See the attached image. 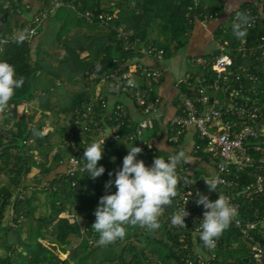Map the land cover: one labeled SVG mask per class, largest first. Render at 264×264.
<instances>
[{
  "label": "trees",
  "instance_id": "obj_1",
  "mask_svg": "<svg viewBox=\"0 0 264 264\" xmlns=\"http://www.w3.org/2000/svg\"><path fill=\"white\" fill-rule=\"evenodd\" d=\"M78 1L76 10L70 4L59 7L64 9L65 14L57 18L59 8L56 9L47 22L38 28V35L30 42L23 40L17 43V39H12L0 52V61L13 65L16 77L24 78L23 86L15 90L7 109L0 113V249L5 251L4 255H0V264H62L64 261L84 264L88 257L97 254L100 249L98 264H185L183 255L187 250L180 246L188 242L189 238L181 239L180 236L193 234L183 228L172 227L169 217L176 207L182 186L178 177V194L171 205L163 208L158 217V229L126 226L123 239L106 246L96 243L99 236L91 227L95 221L94 210L99 198L106 192L105 182L114 180L115 171L122 167L123 158L115 161L113 156L120 153L126 144L138 146L136 139L113 142L106 147L107 153L102 154L97 164L98 167L102 165L105 172L98 178L93 179L87 172L78 171L70 176L65 173V166L74 153L71 142L75 140L80 144V138L82 141L86 138L75 126L80 104L91 99L97 103L107 96L103 86L102 89L96 86L99 78L93 79L89 73L103 76L120 68H133L135 59L143 57L136 51L141 47L163 49L164 59L173 56L188 42L194 15L201 20L206 10L224 11L225 2L200 0L199 5L190 11L187 6L192 0ZM238 1H241L242 7L250 4L248 0ZM84 10L95 13L108 11L112 19L108 25L102 24L97 18L89 22L78 15V11ZM49 20L52 21L50 24ZM80 20L85 23V27L79 23ZM118 27L126 32V39L118 35ZM0 28H3L2 25ZM43 29L45 33L41 35ZM241 30L246 32L243 37H238L233 25L224 32L222 29L215 32V40L224 45V53L234 58L236 68L245 62L234 51L236 45L242 39L252 42L264 33V29L259 27ZM128 41L136 42L134 50L123 48V42ZM40 45L44 46L41 56L37 53ZM49 48L54 51L50 52ZM219 53L220 49L217 48L201 56L205 60L203 65L191 64V67L196 68L188 70L184 78L177 80L178 90L192 95L198 87L207 85L214 71L212 58ZM259 73L264 79V72ZM137 81L142 85L144 96L149 99L155 97V84L151 85L149 92L144 79ZM244 82L251 85V81L245 77ZM240 86L247 87L244 83ZM251 97L259 99L260 106L264 108V91L258 89L257 94L252 93ZM94 110H99L96 105ZM101 115L98 116L100 122ZM134 125L131 121L126 122L120 130L125 135L134 131ZM198 141V153L203 154L202 142ZM254 155L257 157V153ZM157 156L165 158L159 152H142L137 159L150 166ZM258 166L247 167L239 174L236 179L238 192L253 180L255 171L264 172V163ZM34 169L37 172L29 175ZM110 171L112 177L108 175ZM44 179L48 186H42ZM194 180L192 201L198 210L204 208L195 202L197 193L214 200L225 192L221 186H217L216 193L210 192L204 182ZM38 191L49 192L48 211L47 214L34 216L30 204L36 202ZM107 191L115 192V185ZM233 199L238 201L239 214L244 219H256L264 213V192L252 199L235 192ZM5 215H8V220L2 225ZM12 235H16L14 238L18 242L14 243ZM196 242L202 249L194 251L195 256H209L208 264H264V254L259 259L254 258L251 253L253 243L243 237L232 222L213 249L204 247L199 235L196 236ZM261 242L264 247V238ZM67 250L69 254L64 258L61 253ZM161 250L163 254L159 260H155L153 256H157ZM212 252L216 254L215 258H210ZM192 264H197V261Z\"/></svg>",
  "mask_w": 264,
  "mask_h": 264
},
{
  "label": "built area",
  "instance_id": "obj_2",
  "mask_svg": "<svg viewBox=\"0 0 264 264\" xmlns=\"http://www.w3.org/2000/svg\"><path fill=\"white\" fill-rule=\"evenodd\" d=\"M25 1L26 3H24ZM248 1L250 4L246 7L237 8L229 16L228 22L230 25L240 24L241 28L245 30L256 27L264 29V0ZM76 2L79 5L78 0H23L22 2L20 0H0V12L6 13L0 14V25L3 27L0 28V52L7 42L21 36L25 37L23 40L30 42L38 35V28L47 22L56 9L70 4L69 6L76 10ZM199 3L200 0H192L187 9L191 11ZM223 14L224 11L206 10L201 15L200 21L204 24L219 21ZM78 15L89 22L97 18L105 25H108L112 19V15L108 11L95 13L84 10L78 11ZM195 20L198 19L194 15ZM116 31L120 37L126 39L127 34L122 27L116 28ZM136 46L134 41L123 42V48L126 50H134ZM219 49L220 53L212 58L211 65L214 71L210 76L211 81L205 86L198 87L192 95L178 90L175 97V111L169 118L164 133L166 141L174 147L180 144L189 127L195 129L198 140L202 142L201 151L207 162L213 165L215 169L214 175L205 177V179H215L217 186L224 188L223 196L227 197L236 209V215L231 222L235 228L239 229L243 237L248 238L253 243L251 253L254 258L259 259L264 254V247L261 242V239L264 238V213L256 219L242 218L239 214L240 205L238 201L233 199V194L237 192V194L240 193L246 198L252 199L255 195L264 192V172L260 171L254 172L253 180L246 183L240 192L236 189V179L245 168L254 167L256 164L262 166L264 163V108L260 106L259 99L251 97L252 93L257 94L258 89L264 91V79L259 73L260 71L264 72V33L259 34L252 42H245L242 39L236 45L234 51L241 57L242 61H245L237 68L234 66V58L223 52L225 49L223 44H219ZM136 51L143 54V57L135 59L133 68L126 70L120 68V70L103 76H98L95 72L89 73L91 78H99L96 84L98 88L102 89V85L106 84L104 91L107 96L106 99L99 100L97 103H94V99L82 102L80 109L83 112L77 109L78 115L75 126L86 138L82 141L81 137L82 143L80 144H77L75 140L71 142L74 153L66 162V174L74 176L77 171L85 172L83 171L85 164L83 159L84 148L89 146L95 138L102 139L111 133L105 138L103 145L102 154L105 155L107 153L106 147L109 144L123 140L133 141L136 139L140 141V137L145 132L154 129V121L159 113L161 97L158 94L152 99L144 96L142 85L137 79L145 80L146 85L149 86V92L152 89V84L158 86L161 83L164 74L163 49L147 46ZM204 62L205 60L201 56H193L190 59L192 65H203ZM244 77L249 82L251 81V85L244 82ZM129 80H133L135 86H129ZM241 83L248 86L244 88L240 86ZM121 94L134 102L141 115L139 119L133 122L135 123L134 131L127 132L125 135L120 128L126 122L131 121L128 116L127 105L118 100L110 106L108 104L109 96ZM94 105L99 109L97 112L94 110ZM100 113H102L101 122L98 120ZM140 144L143 151L155 152L146 141H141ZM255 153H257V157L254 155ZM185 170L186 166L181 162L177 166L176 172L180 175ZM184 181L190 184H185ZM184 181H182L181 189L178 192L176 207L169 217L171 219V216L179 212L184 206L189 215L184 218L186 228L183 229L193 234L180 236L181 239L189 238L188 242L180 246V248L187 250L183 255L185 264H192L194 261H197V264H208L209 256L203 255L204 257H202L198 254L195 256V252L202 249L196 242V236L199 235L196 229L200 226L204 210H198L192 201V196L195 193L194 178H184ZM200 182L205 183L204 179ZM42 186H48V183L43 180ZM189 192L192 193L191 196L188 195ZM186 199L187 202L185 203ZM61 255L64 258L66 256ZM215 257L216 254L212 252L210 258ZM62 264L69 263L64 261Z\"/></svg>",
  "mask_w": 264,
  "mask_h": 264
},
{
  "label": "clouds",
  "instance_id": "obj_3",
  "mask_svg": "<svg viewBox=\"0 0 264 264\" xmlns=\"http://www.w3.org/2000/svg\"><path fill=\"white\" fill-rule=\"evenodd\" d=\"M233 31L238 37L246 35V32L241 30L240 24L233 25ZM24 38L21 36L16 42L21 43ZM23 83L24 78L16 77L13 65L0 61V113L5 112L15 90L21 88ZM128 84L135 86L133 80H129ZM107 136L102 139L95 138L89 146L84 148L83 171L93 179L105 172V168L102 165L98 167L97 164L102 159L103 145ZM127 148L128 152L123 157L122 167L115 171L114 180L109 179L105 182L106 192L99 198L94 210L95 221L91 227L98 233L99 238L96 243L99 246H106L123 239L126 235V226H139L149 230L158 229L160 227L158 217L162 214L163 208L171 205L173 198L178 194L177 166L189 160L184 151H179L168 156L167 159L157 156L151 166H146L143 160L137 159L143 151L141 147L134 145ZM108 175L112 177L113 173L110 171ZM203 179L209 191L216 193L215 179ZM184 183L190 184L187 181ZM113 184L116 191L110 193L107 190ZM188 195L191 196L192 193L189 192ZM197 196L198 199L195 202L197 205H203L204 212L196 231L204 247L213 249L236 215V209L223 195H217L214 200L200 193H197ZM188 215L189 213L183 206L179 212L171 216V225L186 228L184 218Z\"/></svg>",
  "mask_w": 264,
  "mask_h": 264
},
{
  "label": "crops",
  "instance_id": "obj_4",
  "mask_svg": "<svg viewBox=\"0 0 264 264\" xmlns=\"http://www.w3.org/2000/svg\"><path fill=\"white\" fill-rule=\"evenodd\" d=\"M240 2L241 1L238 0H225L224 14L219 21H212L210 23L204 24L200 20H195L193 23L191 35L186 45L182 49H180L181 51H178L173 56L164 59V74L162 77V81L157 86L156 90V93L161 97V104L158 108V116L154 121V129L152 131L145 132L140 137V141L137 140L139 147H141V141H146L153 147L155 152H159L161 156H165L166 159L168 158V156L176 153V148L178 149H176L177 152L184 151L189 158L187 163L183 162L186 166V170L183 174L180 175L176 172L177 177L181 182L184 181V178L186 179L188 177H193L198 181L202 180L205 177H211L214 175L215 169L213 165L207 162V159L203 154L198 153L199 141L193 127H189L186 130L180 144L176 146V148L166 141L164 132L169 118L175 111V97L178 93V88L176 87L175 82L178 79L184 78L188 73V61L190 57L202 56L203 54L210 53L219 48V41L215 40V32L217 31V29L225 30V22H228L229 16H231V14L240 7ZM102 86L105 87V84H103ZM116 100L127 105L129 114L128 116L132 122H135L140 118V111L130 98L123 94L119 96H109V106L112 105ZM127 147L131 148V143L126 144L124 147H122L120 149V153H115L113 159L115 161L121 160V158H123L128 152ZM143 152L147 153L146 150H144ZM151 165L152 162L150 163V166ZM198 190L199 188H197V191ZM36 202H38V204L48 205V195H45L44 193L38 191ZM36 202H34V207ZM47 209L48 206H46V209L44 210L46 213L38 212V215L47 214ZM101 251L102 249L98 250L97 254L93 255L97 264L100 261V256L98 254H101ZM61 254L67 256V254H69V250Z\"/></svg>",
  "mask_w": 264,
  "mask_h": 264
},
{
  "label": "rangeland",
  "instance_id": "obj_5",
  "mask_svg": "<svg viewBox=\"0 0 264 264\" xmlns=\"http://www.w3.org/2000/svg\"><path fill=\"white\" fill-rule=\"evenodd\" d=\"M63 14H65V11H64V9L63 8H59L58 10H57V14H56V18L57 17H60V16H63ZM55 19V18H54ZM54 19H52L51 18V20H54ZM51 20H49L48 21V23L50 24L52 21ZM51 21V22H50ZM79 23L80 24H82L84 27H85V23L83 22V21H79ZM228 25H230V23L229 22H225V29H228ZM223 31V30H222ZM224 32V31H223ZM44 33H45V31H44V29L42 30V32H41V35L43 34L44 35ZM44 49V46L43 45H40L38 48H37V53H38V55L39 56H41V54H42V50ZM49 51L50 52H53L54 51V49L53 48H49ZM61 52H63V50H60ZM179 51H181V50H179ZM61 55V54H60ZM188 62H190V60L188 61ZM188 66H189V70H195V68L196 67H191L192 65H191V63L189 64L188 63ZM92 89L94 90V87H92ZM46 123H49L48 121H46ZM34 172H37V169H34L33 170V172H31L29 175H31V174H33ZM45 180V179H44ZM40 192H42V193H44L45 195H49V192H44V191H40ZM39 202V201H38ZM38 202H36V204H35V207H34V203H31L30 204V208H31V210H32V213L35 215V216H37L38 215V212H45L44 210L46 209V206H48L47 204H38ZM42 203V202H41ZM45 208V209H44ZM34 209H35V211H34ZM48 210V209H47ZM46 213V212H45ZM8 220V215H5V218H4V220L2 221V225H5L6 224V221ZM16 235H12L11 237H12V239L14 240V243H16V242H18V239H16V238H14ZM234 246H236V245H234ZM5 254V251L4 250H1L0 249V255H4ZM163 254V250H161L160 251V253L157 255V256H153V258L155 259V260H159V256H161ZM158 262V261H157ZM84 264H97L96 263V260L94 259V257L93 256H90V257H88L85 261H84Z\"/></svg>",
  "mask_w": 264,
  "mask_h": 264
}]
</instances>
